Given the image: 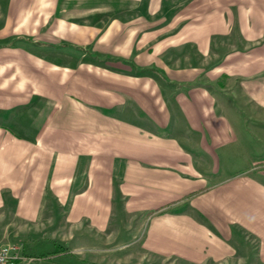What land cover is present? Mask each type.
<instances>
[{"label":"crops","instance_id":"crops-1","mask_svg":"<svg viewBox=\"0 0 264 264\" xmlns=\"http://www.w3.org/2000/svg\"><path fill=\"white\" fill-rule=\"evenodd\" d=\"M21 5L0 2V245L264 264V0Z\"/></svg>","mask_w":264,"mask_h":264},{"label":"rangeland","instance_id":"rangeland-1","mask_svg":"<svg viewBox=\"0 0 264 264\" xmlns=\"http://www.w3.org/2000/svg\"><path fill=\"white\" fill-rule=\"evenodd\" d=\"M4 6H17L22 4L21 6L26 7L29 0H0ZM43 2V1H41ZM33 36L36 35V33H32ZM31 35V36H32ZM26 46L28 44H25ZM24 48V47H22ZM8 243H16L20 245H24L22 241H9ZM6 244V243H4ZM125 243H109L107 240L101 241V244L94 246L91 244L89 249L86 250V263L88 264H146V258L143 257L140 253H135V249L132 246L124 245ZM101 247V251L98 252L97 249ZM118 247V255L117 256H109L108 249L113 251L114 248ZM24 252L27 254V256L35 257V260H32L29 262L28 260L24 262V264H44L45 261H47V256L49 252H46L45 250L33 252L32 248H26L23 246ZM131 251H133V255L131 256ZM111 251V252H112ZM34 253V254H33ZM94 261V262H93ZM148 264H170V262L161 261L159 259H150ZM175 264V263H174Z\"/></svg>","mask_w":264,"mask_h":264},{"label":"built area","instance_id":"built-area-1","mask_svg":"<svg viewBox=\"0 0 264 264\" xmlns=\"http://www.w3.org/2000/svg\"><path fill=\"white\" fill-rule=\"evenodd\" d=\"M20 244L6 243L0 245V264H24L25 261L31 262L35 257L27 256Z\"/></svg>","mask_w":264,"mask_h":264}]
</instances>
